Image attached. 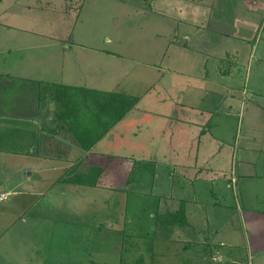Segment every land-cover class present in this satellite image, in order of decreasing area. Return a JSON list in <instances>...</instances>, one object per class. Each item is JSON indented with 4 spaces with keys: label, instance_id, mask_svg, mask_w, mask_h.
<instances>
[{
    "label": "crops",
    "instance_id": "crops-1",
    "mask_svg": "<svg viewBox=\"0 0 264 264\" xmlns=\"http://www.w3.org/2000/svg\"><path fill=\"white\" fill-rule=\"evenodd\" d=\"M146 1L0 0L14 12L36 11L40 24L46 19L61 29H73L84 18L98 21L105 12L134 24L146 21L175 57L185 58L192 48L208 58L206 46L204 52L202 45V52L196 47L217 40L218 48L223 46L217 56L231 58L217 61L213 72L205 65L197 73L166 67L193 79V85L179 87L176 98L140 101L133 90L146 77L138 72V58L120 53L125 37L76 39L57 30L33 40L29 48L45 50L33 52L17 74L0 71L1 78L33 82L45 93L52 85L82 87L125 93L137 101L89 150L56 114L48 121L34 112L0 111V264H264V210L254 209L246 197L262 176L264 137L246 132L241 119L242 98L249 91L261 94L264 0ZM10 22L2 24L17 26ZM257 28L262 34L255 44ZM227 41L244 47L227 49ZM134 70L140 76L127 82L131 89H120ZM239 80L242 87L235 85ZM234 108L242 129L235 135L228 125ZM10 155L20 157L13 168L4 163ZM91 167L101 170L95 185L66 180L67 172ZM238 187L242 234L221 235L217 209L230 216V195ZM239 237L244 244L238 245Z\"/></svg>",
    "mask_w": 264,
    "mask_h": 264
},
{
    "label": "rangeland",
    "instance_id": "rangeland-1",
    "mask_svg": "<svg viewBox=\"0 0 264 264\" xmlns=\"http://www.w3.org/2000/svg\"><path fill=\"white\" fill-rule=\"evenodd\" d=\"M4 1H9V0H4ZM132 1L136 2L137 0H132ZM145 1L146 0H139V2H141L142 4H145L147 2ZM157 4L160 5L161 1H158ZM73 9L74 7L70 8L71 16L75 15V11H73ZM186 10H188V8H186ZM105 11L108 10L106 9ZM99 12L103 14L101 11ZM93 18L96 19L95 16H93ZM5 21H9V22L12 21L10 23L17 26H11V27L5 26L4 24H2ZM39 21H40V17L36 11L34 12L20 11L18 13L17 11L14 12L13 9H7V6L5 4L0 5V71H9L11 73H16V74L19 73V71L22 70V67L27 62H29V58L33 56V52H43L45 50L39 48L38 49L29 48L28 46H31L30 43H32L33 40L36 41L37 39H39V36L52 35L54 31L57 30L58 33H62L61 30H63V33H69L68 36L70 37L72 36L73 38L76 37V39H79L81 36L84 35H88V36L99 35L101 39L103 37L104 38L106 37L113 38L115 36H118V38L125 37L124 39L128 40V42L123 44L124 47L119 48L120 53L125 54L128 58H132V59L138 58L141 61V64L137 65L140 68L138 72L142 71L144 73V76L146 77L144 83L137 84L138 86H136L133 90L136 91V95L139 97L140 101L147 99H154V98H168L169 96L176 98L179 94V90H180L179 87L193 85V81H192L193 79L190 80L187 76L185 75L182 76L172 71H165L166 67H174L175 69L183 68L188 71L191 69L190 71L196 72V71H200L205 65L211 70V72H213L212 71L213 67L215 66L217 61L218 62L221 61L224 63L231 62V58L229 55L220 56V57L217 56V53L222 52L221 49L223 48V46L222 48L221 46L220 48H218L219 41L217 40H214V42L210 41L205 44L200 43L197 45L196 48L199 47V50L201 49L200 45H202L203 52L206 51L204 47L206 46V48L208 49L207 52H211L210 55H208V58H205L203 55L202 56L197 55L196 53L191 51L192 48L189 49L190 52L186 50L187 56H185V58L181 55L175 57L173 52L171 51L172 50L171 48L173 47H168V45H165L164 44L165 39H162L161 37L155 38L153 36L154 30L146 21L142 22V24H134L131 23L130 20L124 21L122 19L109 18L107 12H105V14H103L102 17L100 16L98 21L89 18H84L83 22L80 23L79 20H77L76 25L74 26L73 29L71 27L68 29L67 27L61 29V28L49 26L47 24L46 19L42 20L41 24L39 23ZM184 25H185V30H189V28L191 27L189 24H184ZM261 34H262V28H257L253 37L255 44L257 43V41H259ZM19 38H22V40H19ZM162 41L164 42L162 43ZM194 44L196 43L193 44L191 43V45ZM255 44L252 43L249 44L252 45L251 48L252 50L254 49L253 45ZM101 45L102 46L105 45L106 47L109 48L114 46V44L112 43L110 44L101 43ZM224 45L226 46L227 49L229 48L230 45H232L233 47L239 46L241 48L240 51L244 47V44H240V43L229 44L228 42L227 44ZM200 51L202 52V50ZM241 56H243V54ZM263 63H264V54H263ZM137 66L135 69H137ZM135 71L137 70L132 71L128 76H126L125 80L120 85V89H129L131 87L129 85L128 86L126 85L127 82L134 81L135 77L137 78L138 76H140L137 75ZM0 79L2 80V82L6 80L5 77L3 78L0 77ZM30 83L33 85L32 87L33 92L31 94V98L30 97H27V99L22 98L23 105L21 103L22 100L21 101L19 100L17 102L19 104L16 106L15 109L11 110V113L18 114V112L25 113L29 111L28 114L34 112L37 115H41L42 117H45L46 119L49 118L48 121H51L59 111L58 103L50 99L49 96H47L46 94H44L45 91L42 89H40L39 96H37L36 94L38 88L33 84V82H29V84ZM262 84H260V91H259L261 94H257L255 92L249 91L244 96V98H242L246 102V107H245V111L243 112L244 115L243 117L241 116V119L243 121V124L246 125L245 126L246 132L249 133L254 131L257 134H260V136H262L263 138L264 137V76H263ZM235 85H240V80ZM238 87H242V85ZM158 93L160 94V96H158ZM238 98L241 97L239 96ZM33 103L37 104L35 110L32 109ZM238 110L239 108H234L233 110L234 116H232L231 119L228 120V125L231 127V129H233L232 130L233 135L236 134V129L238 127L239 130L241 129V125L238 126V120L240 118L239 115L237 114ZM254 119H257L259 121H256ZM3 122H4V116L0 115V126L2 125ZM46 126L48 127L47 130H49V128L50 129L53 128L51 127L52 125H46ZM262 146H263V150L259 152L260 158L258 161V164L260 165L261 168L260 173L262 176L257 181L258 184L255 187L256 188L255 191L253 192L251 191L249 194L247 193L246 195L248 201L252 203V207L254 209L257 208L260 211L264 210V138L262 141ZM137 147L139 149V145ZM19 158L20 157L18 155H10L4 159V163L6 166L13 168L14 166H16V162L19 161ZM5 172L8 171L5 170ZM10 173L11 171L9 172V174ZM234 193H235L234 196L230 195L231 199L233 198L232 200L233 209L231 210L232 213L230 214V216L226 217L222 212H220L223 210L217 209L218 215L216 216L215 221L218 224L219 228L222 230L220 232L221 235L230 234L229 231L235 232L236 230L237 233H239L238 235L242 234V230H243L242 224L240 223V220L236 218L237 211L239 209L237 205V201H240L242 197L240 195L241 191L239 187L237 189L236 188L234 189ZM248 201L245 202L246 205H249ZM8 204L9 203H7V205ZM252 225L255 227L259 224L254 223ZM239 238H240L239 240L240 242H238V245L244 244L242 242V238L241 237ZM228 239H230V237ZM239 253H241V250H239ZM137 263L139 264L140 261H138Z\"/></svg>",
    "mask_w": 264,
    "mask_h": 264
},
{
    "label": "trees",
    "instance_id": "trees-1",
    "mask_svg": "<svg viewBox=\"0 0 264 264\" xmlns=\"http://www.w3.org/2000/svg\"><path fill=\"white\" fill-rule=\"evenodd\" d=\"M6 77L8 79L4 82L0 79V111L9 112L16 108L17 102L22 98H31L33 85L24 79ZM52 87V91L48 89L50 93L45 94L61 107L59 115H56L57 119L65 123L67 129L73 133L75 141L86 150H89L137 101V97L121 92L82 87H67L63 90L60 86ZM39 91L40 89H37V96ZM100 172L101 170L95 167L86 172L70 171L67 172L66 180L93 186ZM174 219L176 221V215ZM180 222L184 223L181 220Z\"/></svg>",
    "mask_w": 264,
    "mask_h": 264
}]
</instances>
